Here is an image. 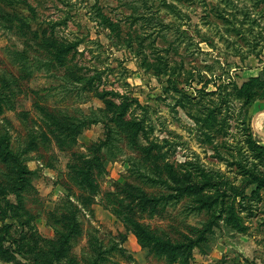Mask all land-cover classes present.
<instances>
[{
  "label": "rangeland",
  "instance_id": "1",
  "mask_svg": "<svg viewBox=\"0 0 264 264\" xmlns=\"http://www.w3.org/2000/svg\"><path fill=\"white\" fill-rule=\"evenodd\" d=\"M14 3V10L0 3V93L12 105L0 113V138H9L12 150L24 154V165L33 173L26 175L21 191L11 167L0 162V264H264V201H250L255 186L247 185L230 166L229 154L240 149L248 163L262 166L254 153L245 152L235 121L239 104L233 101L235 111L224 113L227 137L208 135L181 109L169 106L167 77L156 76L150 67L153 53L166 49L159 54L182 62L184 70L200 79L186 86L190 94L203 85L207 92L216 91L230 80L239 87L247 84L255 100L247 113L243 110L248 121L253 104H264V0ZM133 6L145 8L152 24L163 21L169 28L138 42L141 21L130 26L125 19ZM21 15L28 18L30 29ZM107 20L120 29L109 27ZM238 20L244 23L241 27ZM41 38L46 41L39 42ZM49 39L53 43H47ZM59 48L57 56L63 61L46 71L40 63ZM125 94L132 100V113L127 111L120 125L122 134L130 135L133 122L144 120L145 131L137 142L155 155L149 165L165 174L173 188L171 170L179 176L188 173L199 185L208 182L213 188L199 196L213 197L222 208L217 204L212 210H195L187 202L198 197L175 201L173 190L136 183L128 161L133 153L124 140L112 144L106 159L98 158V167L93 143L104 137V124L81 130L69 149L58 145L35 109L46 105L59 118L54 126L66 132L72 125L63 127L60 119L65 115H88L105 108L103 100L118 104ZM68 100L72 104L65 106ZM73 152L87 158L72 159ZM71 166L77 178L87 177V190L71 182ZM141 190L166 194L171 201L159 203L157 197L142 208ZM242 200L246 203L241 206ZM129 219L157 237L159 242H150L152 250L139 244L137 230L125 221ZM73 226L78 233L63 248L58 229L70 233Z\"/></svg>",
  "mask_w": 264,
  "mask_h": 264
},
{
  "label": "trees",
  "instance_id": "2",
  "mask_svg": "<svg viewBox=\"0 0 264 264\" xmlns=\"http://www.w3.org/2000/svg\"><path fill=\"white\" fill-rule=\"evenodd\" d=\"M262 0H258V2H261ZM17 2V0H0V3L4 6H7L11 8V10L15 9L17 5L14 3ZM257 4H254L256 7ZM21 19L23 20V25L25 28L30 29L29 26V20L27 17L21 15ZM126 21L130 24V26H134L139 21H141V28H142V34H139L136 36V39L138 42H144L146 38L152 36V35H158L160 30L169 28L168 24H165L163 21L156 20L153 24L152 17L149 16V14L146 12V9L144 8L142 11H140L139 7H132L131 13L128 16H125ZM109 27L112 29H120V26L117 23H113L111 20H107ZM151 23V24H150ZM237 23L240 25V27L244 24L242 21H237ZM12 27V26H11ZM157 27V28H156ZM149 29H152L151 32H148ZM156 29V30H155ZM240 29V28H239ZM156 31V32H153ZM38 32H34L33 34H37ZM39 42L46 41L44 38L39 39ZM53 43L52 40H47V43ZM49 43V44H50ZM132 46V44H130ZM52 48V46L50 45ZM54 53L47 55V60L41 62V66L46 71H51L50 68L55 67L56 61L61 60L63 58H60L57 56L58 53L62 51L61 48L55 49ZM162 51L168 52V50H156V53H153V62L150 64V67L155 71L156 76H165L167 77V86L165 88V94L167 95V98L170 100L169 106L174 109H181L188 118H190L194 124L195 128L201 127L200 130L204 132H208V135H214L219 137H227L229 134V124H227V118L224 116V113L227 110H233L235 111L234 106L232 105V102L235 101L239 104L238 111L239 116L237 115V119L235 120L239 126L241 127V135L243 137V142L246 147L245 152L248 153H254L255 159H258L262 162V166H259L258 164H252L248 163L245 156L243 155V152L240 150H237V154L230 153L229 156L231 158L230 166L234 167L236 175L240 176L241 179H243L244 182H246L247 185H253L255 186L254 191L250 194V201L256 202V203H263L264 201V147L261 146L256 142V140L253 137V131L251 128V117H249L248 121L243 119V110H247V107H249L252 102H254V99H251L250 91L247 87V84L242 86H237L235 82L229 81L227 84H224V82L221 83L217 87L216 91L207 92L205 85L201 86L200 88L193 89V92L190 94L186 91V86L190 87L192 83L196 80V75L193 74L191 70H184L183 69V63L182 62H176V61H170L167 55L159 54ZM65 57V56H64ZM25 59V58H21ZM57 68V67H56ZM55 68V69H56ZM58 70V69H56ZM52 72V71H51ZM198 75V74H197ZM200 77V76H199ZM182 79V81H179ZM186 82V83H185ZM185 83V85L180 88L181 84ZM196 83H200V79L196 80ZM68 90V89H66ZM74 92L73 90H69ZM67 105H71L72 102H70ZM131 102L127 95H123L118 104H115L113 101H107L103 100V103H105V108H99L96 110H93L88 115H82L81 117L73 116L71 114L65 115V119L62 118L60 121L62 122L63 127H66V125H72L68 131L62 132L57 130V128L54 126L55 120L59 119L57 115L52 113L51 110L48 109L46 106H40L36 105L35 109L37 110V115L39 117V120L43 123V125L53 134L55 137L56 142L58 145L60 144H66L69 149L75 146L76 144V136L79 135L81 130L89 128V126L102 123L105 126V133L104 137L99 140L97 143H93V147L97 150L96 154H94L93 162L98 163V167L101 165L99 164L98 158H105L108 153H111L112 144L116 142V140H124L126 141L125 145L131 149L133 153V158L128 157V161L133 166V173L134 179L136 183H140L141 185L147 186V188L154 189L155 187H159L160 189L165 188L169 191H174L176 193V199L183 198V197H190L193 196L195 200H191L188 204L189 207H193L195 210L205 209V210H212L216 207L218 204L219 207L222 208V202H217L216 199L213 197H203L199 196L200 194H207L208 189L213 188L211 184L208 182H204L203 184L199 185L196 182H193V179L190 177L188 173H185L183 176H179L178 173H176L174 170H171L170 173H168V180L171 181L176 188H173L172 186H169L166 184V181L164 179L165 174H161L159 170H157L155 167H152L149 165L148 161L150 159H153L155 155L153 156L151 153V150L148 148H142L139 146L137 142V138L139 137V134L145 131V123L144 120L133 122V129L130 135L124 136L121 132L120 125L123 124V119L126 116L127 111H130L131 108ZM12 109V105L9 102L8 99H6L4 96L0 93V113H2L4 110H10ZM58 112H62L59 110ZM132 113V110H131ZM241 123V124H240ZM77 125V127H76ZM205 135V134H204ZM226 135V136H225ZM207 136V135H206ZM35 138V137H34ZM9 138H0V145L4 143V145L0 148V162L4 165H9L11 167V171L13 172V175H15V187L17 189H21L23 191L27 184V174H32L33 172H30L24 165V162L22 160V156L24 154L20 152H14L11 148ZM33 143L34 140H33ZM106 150L107 153L100 154V150ZM214 149L217 150L215 147ZM232 150V149H229ZM230 152V151H229ZM75 155V160L80 159H86V155H83L81 152H73L72 153V159ZM106 159V158H105ZM142 159H145L142 161ZM98 160V161H95ZM146 161V162H145ZM102 167V166H101ZM74 166L70 167L69 171V179L71 182H73L79 189L87 190L86 188V182L88 181L87 177L84 178V182L77 178L76 170L74 171ZM11 189H13L14 184L9 186ZM90 192L94 193V190H89ZM146 190H141V196H139L140 205L141 207H146V204L153 203L157 201V197L159 199V203L163 202L167 203L171 201V198L167 196H163L166 194L158 193H147ZM4 193V190L3 192ZM6 193L10 194V192L6 191ZM132 196L133 193L129 192ZM159 194H162L161 196ZM159 195V196H157ZM236 197L240 196L245 197L243 199H246L247 196L241 194H235ZM19 197V195H17ZM94 195L92 196L91 200H93ZM164 197V198H162ZM245 200H242L239 202V205L242 206V204H245ZM70 207L71 204H68ZM240 206V207H241ZM153 207V206H152ZM76 208V207H75ZM129 224L131 223L132 227L131 230H134L135 236L138 239L139 244L142 247L150 248V242H159L157 237L153 235L151 232L147 231L146 229L138 226L133 222V220H125ZM71 225H69L70 228ZM207 228L208 225H205ZM71 232H65L58 229V237L62 241L63 248L65 245H68L69 239L71 235L78 233V227L73 226L70 230ZM211 231V230H209ZM212 232V231H211Z\"/></svg>",
  "mask_w": 264,
  "mask_h": 264
},
{
  "label": "crops",
  "instance_id": "3",
  "mask_svg": "<svg viewBox=\"0 0 264 264\" xmlns=\"http://www.w3.org/2000/svg\"><path fill=\"white\" fill-rule=\"evenodd\" d=\"M251 128L253 137L258 144L264 147V104H253Z\"/></svg>",
  "mask_w": 264,
  "mask_h": 264
}]
</instances>
